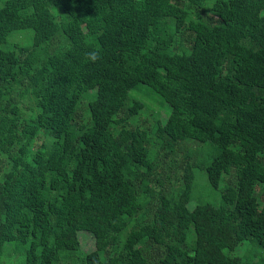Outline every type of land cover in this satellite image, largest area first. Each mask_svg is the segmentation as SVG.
I'll list each match as a JSON object with an SVG mask.
<instances>
[{
    "label": "trees",
    "instance_id": "1",
    "mask_svg": "<svg viewBox=\"0 0 264 264\" xmlns=\"http://www.w3.org/2000/svg\"><path fill=\"white\" fill-rule=\"evenodd\" d=\"M0 264H264V0H0Z\"/></svg>",
    "mask_w": 264,
    "mask_h": 264
},
{
    "label": "rangeland",
    "instance_id": "2",
    "mask_svg": "<svg viewBox=\"0 0 264 264\" xmlns=\"http://www.w3.org/2000/svg\"><path fill=\"white\" fill-rule=\"evenodd\" d=\"M208 3V2H207ZM52 12H55V10L52 8ZM12 40H18L21 42H26L29 40V33L26 31L19 32L15 34L12 37ZM139 99L143 102V107L139 110V113L131 118L129 123L135 121L136 124L148 127L152 125L154 118H159L160 120L164 121L167 117L169 106L167 103L163 102V100L155 94L153 91H151L146 85H137L135 88H133L129 92V99ZM85 100L82 102V104H85ZM25 108L26 112H30V106H32V100L28 96L24 99V103L22 104ZM84 107V105H83ZM84 122L88 121L87 113L84 110ZM196 144L200 145V148H207L208 150H200L199 153V162H206L210 159L209 158V150H215V147L208 143H199L194 141ZM195 143H188L189 147L194 148L196 146ZM199 151V150H198ZM163 152V150L161 151ZM170 156L166 159V164L169 163ZM178 184V183H177ZM213 191L208 188V183L206 179V173L205 171L201 170L200 167H197L194 169V185H193V196L192 200L190 202H196L197 199H217L216 196H211V193ZM200 197L198 198V196ZM219 197V195H218ZM216 202V201H213ZM78 238H79V249L81 251H90L94 248V239L92 235L87 231H79L78 232ZM236 253L241 254L245 259L248 257L251 258V252H254L257 254V256L262 255V251L258 249L255 245L252 243L250 244L247 240L240 243L236 248ZM249 251V252H248ZM252 260H256L254 258H251Z\"/></svg>",
    "mask_w": 264,
    "mask_h": 264
}]
</instances>
